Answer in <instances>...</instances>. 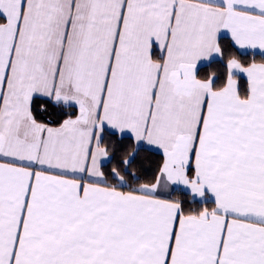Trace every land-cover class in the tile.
I'll return each mask as SVG.
<instances>
[{
	"label": "snow or ice",
	"instance_id": "1",
	"mask_svg": "<svg viewBox=\"0 0 264 264\" xmlns=\"http://www.w3.org/2000/svg\"><path fill=\"white\" fill-rule=\"evenodd\" d=\"M0 264H264V0H0Z\"/></svg>",
	"mask_w": 264,
	"mask_h": 264
},
{
	"label": "trees",
	"instance_id": "2",
	"mask_svg": "<svg viewBox=\"0 0 264 264\" xmlns=\"http://www.w3.org/2000/svg\"><path fill=\"white\" fill-rule=\"evenodd\" d=\"M251 58H252V56H251V54H250L249 57H248V59L250 60ZM255 59H256L257 61H259V60H260V57L257 55V56L255 57ZM141 155H146V156L148 157V159H149V160H152V161H157V160H159V157L156 156V155H154V154H152V153H142Z\"/></svg>",
	"mask_w": 264,
	"mask_h": 264
},
{
	"label": "crops",
	"instance_id": "3",
	"mask_svg": "<svg viewBox=\"0 0 264 264\" xmlns=\"http://www.w3.org/2000/svg\"><path fill=\"white\" fill-rule=\"evenodd\" d=\"M257 51H259V50H257Z\"/></svg>",
	"mask_w": 264,
	"mask_h": 264
}]
</instances>
